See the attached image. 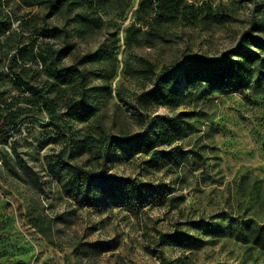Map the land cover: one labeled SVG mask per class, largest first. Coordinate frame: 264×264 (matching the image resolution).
I'll use <instances>...</instances> for the list:
<instances>
[{"label": "rangeland", "instance_id": "1", "mask_svg": "<svg viewBox=\"0 0 264 264\" xmlns=\"http://www.w3.org/2000/svg\"><path fill=\"white\" fill-rule=\"evenodd\" d=\"M78 1L0 0V263L264 264V0Z\"/></svg>", "mask_w": 264, "mask_h": 264}, {"label": "trees", "instance_id": "2", "mask_svg": "<svg viewBox=\"0 0 264 264\" xmlns=\"http://www.w3.org/2000/svg\"><path fill=\"white\" fill-rule=\"evenodd\" d=\"M150 2L152 0H149ZM155 1V0H154ZM22 2L26 5H31L35 3L45 2L47 8L51 10L52 12L55 10H58L62 8L65 5H77L78 0H22ZM147 0H140V8H142ZM177 0H161L156 3L159 8L161 9L160 12H164L166 15L175 12ZM163 14V13H162ZM169 16V15H168ZM168 18V17H166ZM5 23L3 25H0V29L4 27ZM131 26V25H130ZM130 26H128V31L130 29ZM47 30V29H46ZM127 39H129V33L126 36ZM255 44L259 48H261L264 51V41H257L253 40ZM243 58V61H238L235 59H228V60H217V61H209L206 63H203L200 65V61L198 58H192L187 65H185L184 71L188 72L187 77L197 74L203 78V80L207 82H223L227 78H233L235 81L241 82L242 81V72L243 69L246 68V64L248 60H253L254 58H260V53H256L253 50H250L248 48H243L240 52H238ZM85 55L80 57V60L66 66H60L56 67L55 65V58H52V65H50V70L48 71L50 74H52L56 79L60 81H70L75 78L84 79L88 73L89 70L87 68H80L78 64L83 62V58ZM193 67L196 69L194 71H190ZM178 88V86L175 87V90ZM34 92L36 95H39L41 93V88L34 87ZM158 94H164V92H160ZM13 111L9 112V115H11ZM13 124L8 121V118L3 117L0 121V137L4 136L6 133H8L12 128ZM73 174L76 178H79L80 176L83 177L84 181L86 182V186L90 187L95 181H101L104 176L99 175L98 173H92L91 171H81L78 168H73ZM106 179V178H105ZM87 191V189H86Z\"/></svg>", "mask_w": 264, "mask_h": 264}, {"label": "water", "instance_id": "3", "mask_svg": "<svg viewBox=\"0 0 264 264\" xmlns=\"http://www.w3.org/2000/svg\"><path fill=\"white\" fill-rule=\"evenodd\" d=\"M1 264V263H0ZM4 264H9L8 262L4 263Z\"/></svg>", "mask_w": 264, "mask_h": 264}]
</instances>
